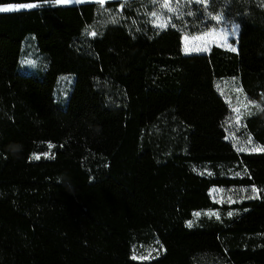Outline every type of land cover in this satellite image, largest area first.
Wrapping results in <instances>:
<instances>
[{
	"label": "trees",
	"instance_id": "obj_1",
	"mask_svg": "<svg viewBox=\"0 0 264 264\" xmlns=\"http://www.w3.org/2000/svg\"><path fill=\"white\" fill-rule=\"evenodd\" d=\"M52 1L0 0L38 4L0 11V264H264V0ZM218 16L235 51L185 53Z\"/></svg>",
	"mask_w": 264,
	"mask_h": 264
},
{
	"label": "rangeland",
	"instance_id": "obj_2",
	"mask_svg": "<svg viewBox=\"0 0 264 264\" xmlns=\"http://www.w3.org/2000/svg\"><path fill=\"white\" fill-rule=\"evenodd\" d=\"M94 1L98 2L100 5H104L107 1L111 0H69L66 3H56L52 1L50 3L56 5H65L70 3H81V2H89ZM150 2L153 1H160V0H149ZM173 1V0H165ZM38 4L35 3H26V4H4L0 5V8H5L12 6L13 10L18 9H28L34 7ZM215 21L219 24L212 28L207 29L201 34L189 36L185 33L182 35V43H183V50L185 53H205L207 52L210 47L213 45L221 46L228 49L235 48V39L238 33V27L224 19L223 17H215ZM34 39L31 38V41H24L21 45L20 49V56L17 64V71L25 74L31 75L34 77H40L41 69L43 60L40 56L35 54L34 49ZM70 83H69V78ZM62 85H68V87H63ZM73 82V75L72 74H59L56 78L55 84L53 86L52 95L55 103L60 106L64 107L67 98L69 95L70 87ZM217 89L219 92L232 104L231 112L226 120V124L228 127L231 128V134L237 135L240 132L241 128V108L243 107V102L245 99V95L243 92L231 84L230 82H223L216 84ZM230 134V135H231ZM236 139L237 141L244 142V139H240V137H231Z\"/></svg>",
	"mask_w": 264,
	"mask_h": 264
},
{
	"label": "snow or ice",
	"instance_id": "obj_3",
	"mask_svg": "<svg viewBox=\"0 0 264 264\" xmlns=\"http://www.w3.org/2000/svg\"><path fill=\"white\" fill-rule=\"evenodd\" d=\"M56 3H66L69 2V0H55ZM9 10H13L12 6L9 7H5V8H0V11H9ZM93 35H95V33H93ZM233 51H235V49H232ZM197 215H199L197 213ZM189 226H191V222H189Z\"/></svg>",
	"mask_w": 264,
	"mask_h": 264
}]
</instances>
